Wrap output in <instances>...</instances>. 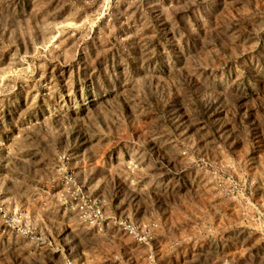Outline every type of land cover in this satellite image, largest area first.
Masks as SVG:
<instances>
[{"label": "rangeland", "instance_id": "obj_1", "mask_svg": "<svg viewBox=\"0 0 264 264\" xmlns=\"http://www.w3.org/2000/svg\"><path fill=\"white\" fill-rule=\"evenodd\" d=\"M0 264H264V0H0Z\"/></svg>", "mask_w": 264, "mask_h": 264}]
</instances>
